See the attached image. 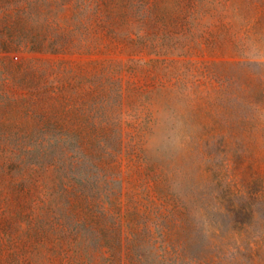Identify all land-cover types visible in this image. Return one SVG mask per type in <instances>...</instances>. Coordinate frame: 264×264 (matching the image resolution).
Wrapping results in <instances>:
<instances>
[{"label":"rangeland","instance_id":"obj_1","mask_svg":"<svg viewBox=\"0 0 264 264\" xmlns=\"http://www.w3.org/2000/svg\"><path fill=\"white\" fill-rule=\"evenodd\" d=\"M264 0H0V264H264Z\"/></svg>","mask_w":264,"mask_h":264},{"label":"clouds","instance_id":"obj_2","mask_svg":"<svg viewBox=\"0 0 264 264\" xmlns=\"http://www.w3.org/2000/svg\"><path fill=\"white\" fill-rule=\"evenodd\" d=\"M253 63H257V64L264 63V57H256V58H254Z\"/></svg>","mask_w":264,"mask_h":264}]
</instances>
